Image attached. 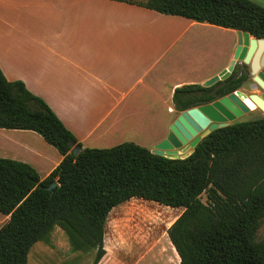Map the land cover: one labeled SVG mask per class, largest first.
I'll return each instance as SVG.
<instances>
[{
	"label": "trees",
	"instance_id": "obj_1",
	"mask_svg": "<svg viewBox=\"0 0 264 264\" xmlns=\"http://www.w3.org/2000/svg\"><path fill=\"white\" fill-rule=\"evenodd\" d=\"M135 3L264 38V7L253 0ZM245 69L236 65L228 78L208 87H177L175 108L239 89ZM0 128L33 130L63 156L45 178L27 162L0 157V212L8 216L0 227V264H29L33 246L48 243L57 226L73 251H94L91 264H98L106 253L109 213L132 198L183 207L167 229L179 264H264V117L209 132L186 157L160 155L133 141L84 147L42 97L22 80H9L0 67ZM75 145L81 148L77 155Z\"/></svg>",
	"mask_w": 264,
	"mask_h": 264
},
{
	"label": "crops",
	"instance_id": "obj_2",
	"mask_svg": "<svg viewBox=\"0 0 264 264\" xmlns=\"http://www.w3.org/2000/svg\"><path fill=\"white\" fill-rule=\"evenodd\" d=\"M253 1L264 7V0ZM135 2L0 0L3 73L9 80H22L42 97L84 147L107 148L133 141L152 150L169 131L175 89L190 83L203 85L233 57L230 47L202 76L174 74L171 79L170 65H175L176 73L201 29L216 27L237 36L236 30L161 13ZM146 140L148 144H144ZM0 157L27 162L42 178L63 158L39 133L7 128H0ZM124 203L111 210L108 220ZM167 207L177 210L176 218L183 211V207ZM7 218L4 215L1 220ZM130 237L122 245L109 241L106 224V253L98 264L180 263L169 237L159 245L164 250L154 261H147L153 248L149 240L144 243L146 255L131 263ZM69 248L74 257L84 254Z\"/></svg>",
	"mask_w": 264,
	"mask_h": 264
},
{
	"label": "rangeland",
	"instance_id": "obj_3",
	"mask_svg": "<svg viewBox=\"0 0 264 264\" xmlns=\"http://www.w3.org/2000/svg\"><path fill=\"white\" fill-rule=\"evenodd\" d=\"M142 1V0H136ZM188 37V36H187ZM231 37L233 41L231 42ZM194 44L187 48L186 57L177 65L176 73L175 65L171 64V79L174 74L187 77H200L206 71L220 61L221 56L225 50L234 52L237 46V36L234 32H224L216 27L203 28L201 33L194 35ZM232 43V45H231ZM245 92L253 90L248 83L239 88ZM171 107H174L171 101ZM167 111V106L164 107ZM180 111H172L170 114V124L177 118ZM259 117H264V112L249 111L248 113L239 117L236 121L253 120ZM149 122V121H148ZM156 122V121H155ZM234 122V121H233ZM232 123V122H231ZM207 131L199 134L198 138H202ZM149 135L147 136V139ZM149 140V139H148ZM148 140L143 141L148 144ZM193 145L189 143L183 148L176 150L179 157H185L190 154ZM169 155H173L168 153ZM201 199L206 201L207 196L204 192ZM119 213H112L107 223V233L109 241L118 242L120 245L126 244L128 235L130 234V262L135 263L143 258L147 250L144 247L145 241L152 240L153 248L148 256L147 261H154L156 255L160 256V250L163 251L161 242L167 235V229L175 221L177 216L176 211L167 206L157 202L146 201L142 199H131L122 205ZM4 215L0 212V227L7 220H1ZM112 236V239L110 237ZM259 237H264V224L259 231ZM50 243L38 242L31 249L29 254L30 264H91L93 255L90 253L80 254L78 257L72 255L69 248L68 238L62 229H54ZM159 246V247H158ZM57 248V249H56ZM151 248V247H150ZM125 255V251L123 252ZM155 263V262H154ZM137 264H146L145 260L139 261Z\"/></svg>",
	"mask_w": 264,
	"mask_h": 264
},
{
	"label": "water",
	"instance_id": "obj_4",
	"mask_svg": "<svg viewBox=\"0 0 264 264\" xmlns=\"http://www.w3.org/2000/svg\"><path fill=\"white\" fill-rule=\"evenodd\" d=\"M236 33L237 46L232 59L222 71L205 81L203 85L208 87L219 80L228 78L236 65L243 62L251 66L255 81L264 90V38L252 36L249 32L242 30H236ZM262 67L263 69L260 70ZM257 108L264 112V92L261 95L247 94L241 89H236L210 103L182 110L170 124L166 137L157 143L152 151L170 158H179L174 155L177 154L176 150L191 143L193 148L190 153H192L197 143L209 132L227 126ZM207 130L208 132L202 138H198L199 134ZM80 149L79 145H75L73 153L77 155ZM56 185L57 182L54 181L47 189L53 191Z\"/></svg>",
	"mask_w": 264,
	"mask_h": 264
},
{
	"label": "flooded vegetation",
	"instance_id": "obj_5",
	"mask_svg": "<svg viewBox=\"0 0 264 264\" xmlns=\"http://www.w3.org/2000/svg\"><path fill=\"white\" fill-rule=\"evenodd\" d=\"M237 65H246V72H247V76L244 78V80H242V85H241V87L244 85V83H248L249 84V86L250 87H252L253 88V90H251L250 92H246L247 94H251V93H256V94H258V95H261V93H263L264 92V90H263V88L257 83V81H255V79H254V75L252 74V69H251V66L249 65V64H246V63H243V62H240V63H238ZM263 69V67L260 69V70H262ZM259 70V71H260ZM243 72L242 71H240L239 73H238V78L240 77V76H242L243 74H242ZM240 87V88H241ZM171 111H179V110H177L176 108H175V106H174V108L173 109H171ZM252 111H260V112H262L263 113V111L262 110H260L259 108H257V109H255V110H252ZM237 120V119H236Z\"/></svg>",
	"mask_w": 264,
	"mask_h": 264
}]
</instances>
